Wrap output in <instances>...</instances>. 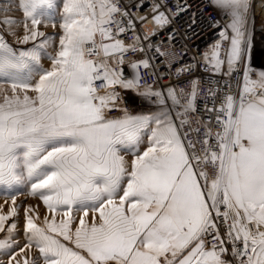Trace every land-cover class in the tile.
<instances>
[{
    "label": "snow or ice",
    "instance_id": "snow-or-ice-1",
    "mask_svg": "<svg viewBox=\"0 0 264 264\" xmlns=\"http://www.w3.org/2000/svg\"><path fill=\"white\" fill-rule=\"evenodd\" d=\"M144 3L0 0V264H264L253 0Z\"/></svg>",
    "mask_w": 264,
    "mask_h": 264
},
{
    "label": "built area",
    "instance_id": "built-area-1",
    "mask_svg": "<svg viewBox=\"0 0 264 264\" xmlns=\"http://www.w3.org/2000/svg\"><path fill=\"white\" fill-rule=\"evenodd\" d=\"M138 2V0H122L123 4H134ZM150 2V0H145L144 3V7L140 9V12L143 13L144 11L147 10L148 8V3ZM189 3L193 6V9L196 8H201L202 12H203V17L205 19V24L206 26L203 29V33L201 35L198 36V38L194 41H188V47L190 48L191 52L190 55L195 53L198 56V53L200 50H203L207 44L211 43L215 38H216V33L218 32V28H212L210 21H213L215 19L218 18V12L215 8L208 6V0H189ZM173 4V0H169V6L171 7ZM132 12H136V8H131L130 9ZM184 17H180V19H183ZM147 23L149 24V26H151V21H147ZM137 27H139V25H137ZM167 31H171V29H167L166 31H161L159 35L153 37V43H156L157 41L161 40L162 38H164L167 34ZM122 38H124L126 41L130 38V36H123ZM177 46L180 47L183 45V43H185V41H182L179 37H177ZM260 49H264V25H255L254 26V32H253V55L255 54V52L257 50ZM129 55H131L129 53ZM188 57H185L184 60H187ZM253 66L256 67L253 63ZM151 69H147V70H142L141 75H142V82L143 80H148L149 82H151ZM168 69L165 67H159V72L157 73V75H160L161 73H167ZM125 72H128L127 67L125 66ZM197 74H199L202 77H208V73L203 72L199 69H197ZM216 81H218L221 85V88L223 91H228L229 90V80L227 77L224 76H216L214 78ZM169 82L168 77L166 76L165 79L160 80L159 84H166ZM102 83V82H100ZM100 83L97 84V87H100ZM235 83H236V76L233 75L231 77V84H232V90L235 89ZM203 87H206V85H202V89ZM125 97L126 99L130 100L131 102H134L135 104H139V98H134V93L132 92H126L125 93ZM204 107V103L203 100L200 101L199 105H198V111L196 113V115H200V110L203 109ZM206 118V117H205Z\"/></svg>",
    "mask_w": 264,
    "mask_h": 264
},
{
    "label": "rangeland",
    "instance_id": "rangeland-1",
    "mask_svg": "<svg viewBox=\"0 0 264 264\" xmlns=\"http://www.w3.org/2000/svg\"><path fill=\"white\" fill-rule=\"evenodd\" d=\"M261 0H253V14L255 16V25H264V7H260ZM13 15H19V13H12ZM45 31H48L49 34H52L55 30H53L51 27L44 29ZM11 41V37H7ZM45 65H47V61H44ZM253 63L256 66V68H264V49L257 50L255 54L253 55ZM4 197L3 195H0V202H3ZM29 203H34L31 199L28 201ZM20 224L22 226V212H21V218H20Z\"/></svg>",
    "mask_w": 264,
    "mask_h": 264
}]
</instances>
